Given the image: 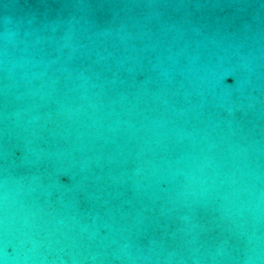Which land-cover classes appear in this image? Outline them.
Returning <instances> with one entry per match:
<instances>
[{"label": "water", "instance_id": "95a60500", "mask_svg": "<svg viewBox=\"0 0 264 264\" xmlns=\"http://www.w3.org/2000/svg\"><path fill=\"white\" fill-rule=\"evenodd\" d=\"M2 264H264V0H0Z\"/></svg>", "mask_w": 264, "mask_h": 264}, {"label": "clouds", "instance_id": "9594fccd", "mask_svg": "<svg viewBox=\"0 0 264 264\" xmlns=\"http://www.w3.org/2000/svg\"><path fill=\"white\" fill-rule=\"evenodd\" d=\"M0 264H2V262H0Z\"/></svg>", "mask_w": 264, "mask_h": 264}]
</instances>
